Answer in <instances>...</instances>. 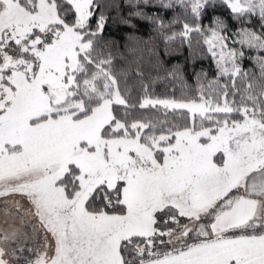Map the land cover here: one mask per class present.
Masks as SVG:
<instances>
[{
    "label": "snow or ice",
    "instance_id": "6c2138e0",
    "mask_svg": "<svg viewBox=\"0 0 264 264\" xmlns=\"http://www.w3.org/2000/svg\"><path fill=\"white\" fill-rule=\"evenodd\" d=\"M122 3L133 31L191 14L166 43L199 33L218 79L133 99L101 35L117 5L0 0V264H264V0ZM218 3L241 24L234 43L260 53L255 83L225 21L203 26ZM257 16L258 33L243 26ZM150 54L157 79L183 80Z\"/></svg>",
    "mask_w": 264,
    "mask_h": 264
},
{
    "label": "trees",
    "instance_id": "16d2710c",
    "mask_svg": "<svg viewBox=\"0 0 264 264\" xmlns=\"http://www.w3.org/2000/svg\"><path fill=\"white\" fill-rule=\"evenodd\" d=\"M102 3L117 5V7L110 6L105 11L108 19L101 35L105 40L114 39L117 42L119 51H113L115 57L113 71L121 82V88H127L133 99L143 97L145 87L148 90L147 94L152 97L180 99L183 92L192 95L197 87L194 73L201 70L206 73V80H204L206 85L218 79L215 59L207 51L208 45L204 43L199 33L193 32L187 38L177 35L175 39L166 43L167 36L183 30L184 22L193 24L191 14L185 15L183 9L177 7L174 11L167 10L161 14L164 15L166 24L177 19L178 23H172L170 27L161 30L154 28L147 21H140L137 29L133 31L119 22L120 16L127 15V9L123 7L122 0H102ZM213 17H219L225 21L227 29L222 33L226 36L225 42L230 48L240 49L245 53L244 57L238 58L237 62L244 71L250 74L249 82H257L260 69L256 58L260 53L255 49L247 46L241 47L238 43H234L239 39L237 32L241 27L240 22L233 19L230 9L219 3L214 9H208L207 16L203 20L205 28L210 27L209 22ZM258 19V16L254 17L251 25L245 23L243 26L250 27L258 33L259 25L256 23ZM152 49H155L160 59L163 60L165 69L171 71L174 66H179L182 81H173L170 78L157 79V77L165 76L166 73L163 69L157 71L156 56L150 54ZM166 50L170 53L169 55H164ZM219 79L221 84L227 81V77H219ZM185 83L189 88H184Z\"/></svg>",
    "mask_w": 264,
    "mask_h": 264
},
{
    "label": "rangeland",
    "instance_id": "374dc122",
    "mask_svg": "<svg viewBox=\"0 0 264 264\" xmlns=\"http://www.w3.org/2000/svg\"><path fill=\"white\" fill-rule=\"evenodd\" d=\"M229 47V46H228ZM230 48V47H229Z\"/></svg>",
    "mask_w": 264,
    "mask_h": 264
}]
</instances>
